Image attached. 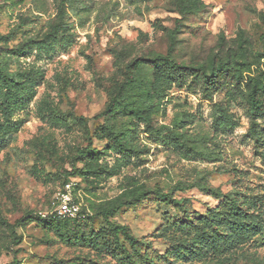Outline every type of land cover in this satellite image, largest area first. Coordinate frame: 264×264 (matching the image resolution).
Returning <instances> with one entry per match:
<instances>
[{
	"label": "rangeland",
	"instance_id": "374dc122",
	"mask_svg": "<svg viewBox=\"0 0 264 264\" xmlns=\"http://www.w3.org/2000/svg\"><path fill=\"white\" fill-rule=\"evenodd\" d=\"M191 1L0 0V264H264V0Z\"/></svg>",
	"mask_w": 264,
	"mask_h": 264
},
{
	"label": "trees",
	"instance_id": "16d2710c",
	"mask_svg": "<svg viewBox=\"0 0 264 264\" xmlns=\"http://www.w3.org/2000/svg\"><path fill=\"white\" fill-rule=\"evenodd\" d=\"M178 2L181 4L180 6L182 7V10L186 11V13L196 12L197 6L193 1H191V0H178ZM177 29L178 28H176V31H177ZM172 41H173V37H172ZM172 50H173V45H172V47H170L169 53L167 55L159 54L156 57H154L153 59L149 60L150 63L154 66H157V67H159V66L167 67L169 72L171 73V75L178 73L180 71H183L184 69L180 68L173 61L170 60V56H171L170 54H171ZM138 65H139V62H134L128 66V70L131 71L133 68L137 67ZM255 92H256V89L254 88L249 93V96H248V100L250 101V104H251V111H253L254 113L257 111V109L259 107L258 102L255 99ZM162 198H164L166 200L167 199L170 200V197L167 195L162 196ZM171 203L173 205H180V202H176L174 200H172ZM119 208L107 210L104 213H102V215L104 217H108L109 215L116 213V211H118ZM238 211H239V205L236 202H233L230 205V212H228L227 217H224V219L227 221L228 224L233 225L237 228H241L243 225L241 224L242 221H240L238 219V217L240 215L238 213ZM69 220H73V219L60 220V219H57L54 217H49V218L42 220V221L47 222V223H56V224L59 223L60 224L63 222H67ZM116 233H118V234L121 233L124 237H126L129 240V244L131 246H133V248L136 249V245L138 243V240L133 235H131L129 233V229L127 227L118 226L116 228Z\"/></svg>",
	"mask_w": 264,
	"mask_h": 264
},
{
	"label": "built area",
	"instance_id": "2783aa9c",
	"mask_svg": "<svg viewBox=\"0 0 264 264\" xmlns=\"http://www.w3.org/2000/svg\"><path fill=\"white\" fill-rule=\"evenodd\" d=\"M80 215V205L73 197L72 184H66L64 190L59 193L51 214H41V217H54L60 220L73 219Z\"/></svg>",
	"mask_w": 264,
	"mask_h": 264
}]
</instances>
